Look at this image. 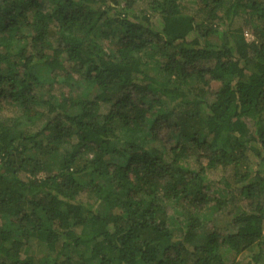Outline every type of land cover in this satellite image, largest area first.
Instances as JSON below:
<instances>
[{"label": "trees", "instance_id": "16d2710c", "mask_svg": "<svg viewBox=\"0 0 264 264\" xmlns=\"http://www.w3.org/2000/svg\"><path fill=\"white\" fill-rule=\"evenodd\" d=\"M0 264H264V0H0Z\"/></svg>", "mask_w": 264, "mask_h": 264}, {"label": "rangeland", "instance_id": "374dc122", "mask_svg": "<svg viewBox=\"0 0 264 264\" xmlns=\"http://www.w3.org/2000/svg\"><path fill=\"white\" fill-rule=\"evenodd\" d=\"M244 35H245V37H246L247 39H251V35H250L249 31H245ZM217 85H218V83H214V84H213V87H216ZM3 112H4V111H3ZM224 172H225V171L218 170V171H216L215 173L209 175L210 179H212V181H213V183H214V184L211 183V184H212V188H213V186H215V184L217 183V181H218L217 179L220 178L221 175L224 174Z\"/></svg>", "mask_w": 264, "mask_h": 264}]
</instances>
